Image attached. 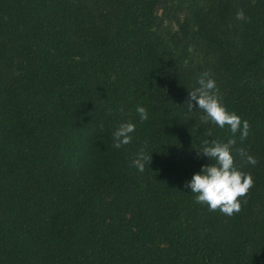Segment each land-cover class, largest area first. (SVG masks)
<instances>
[{
	"label": "trees",
	"instance_id": "trees-1",
	"mask_svg": "<svg viewBox=\"0 0 264 264\" xmlns=\"http://www.w3.org/2000/svg\"><path fill=\"white\" fill-rule=\"evenodd\" d=\"M204 71L250 126L231 216L185 188L233 138L188 109ZM0 264H264V0H0Z\"/></svg>",
	"mask_w": 264,
	"mask_h": 264
},
{
	"label": "clouds",
	"instance_id": "clouds-1",
	"mask_svg": "<svg viewBox=\"0 0 264 264\" xmlns=\"http://www.w3.org/2000/svg\"><path fill=\"white\" fill-rule=\"evenodd\" d=\"M236 16L237 19H242L243 11H237ZM197 85L188 93L186 104L189 111H193L195 106L197 111L202 112V123L214 124L221 129L227 127L233 138L226 141L216 139L203 141V147L197 149V156L207 158L210 163L202 164L200 170L193 173L185 182V188L193 194L196 203L206 205L210 211L219 210L224 215L231 216L240 211L242 206L240 197L247 193L253 183L251 175L236 166L234 152L252 165H255L256 159L244 148L233 147L236 143L235 135L239 133L241 140L246 139L250 126L247 120H242L222 102L216 81L208 71L200 74ZM135 112L141 121L149 118L148 110L143 105H137ZM135 130L134 122H121L112 133L113 147L119 149L129 144ZM208 137H212L211 129L208 131ZM150 154L145 148H141L132 159V165L139 172H143L151 159Z\"/></svg>",
	"mask_w": 264,
	"mask_h": 264
}]
</instances>
